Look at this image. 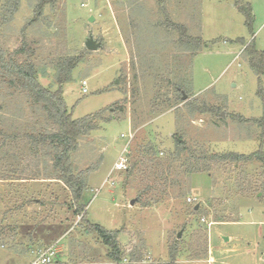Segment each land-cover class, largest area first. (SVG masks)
<instances>
[{"label": "rangeland", "instance_id": "374dc122", "mask_svg": "<svg viewBox=\"0 0 264 264\" xmlns=\"http://www.w3.org/2000/svg\"><path fill=\"white\" fill-rule=\"evenodd\" d=\"M8 1H0V130L20 139L0 137V178L58 177L50 148L34 140L56 125L6 63L33 65L44 88L62 92L73 119L100 111L115 119L80 138L71 160L87 176L88 222L120 233L125 263L170 264L176 247L175 264H264V164L214 163L211 174L194 175L181 166L191 151L250 155L262 142L264 150L255 122L264 115L260 81L245 56L251 43L264 51V0H243L256 11V33L236 0H140L141 9L129 0H21L9 19ZM90 36L99 50L86 49ZM75 57L82 61L61 84L62 66ZM131 131V172L103 186ZM57 181L52 200L45 188L0 193V264H30L55 243L59 264H113Z\"/></svg>", "mask_w": 264, "mask_h": 264}, {"label": "trees", "instance_id": "16d2710c", "mask_svg": "<svg viewBox=\"0 0 264 264\" xmlns=\"http://www.w3.org/2000/svg\"><path fill=\"white\" fill-rule=\"evenodd\" d=\"M1 1V0H0ZM131 7L137 6L138 9H141L142 6L139 5L140 0H132L130 1ZM10 9H8V14L6 18H12L18 11L21 0H9ZM237 6L240 11L245 15L246 24L250 28H253L254 16L252 13V8L248 3H245L243 0H236ZM47 1H43L39 6V9L42 8ZM129 4V3H128ZM7 8V6H6ZM176 29L182 32L183 41L186 43H192L193 39L186 34V29L181 26H176ZM196 43L200 44L203 41L201 39L195 38ZM23 50H18L14 54H21ZM2 54L0 52V61L2 59ZM245 56L248 59V63L259 77L260 81V89L259 95L263 98L264 101V88L262 85L261 77L264 75V51H258L254 44L251 43L245 49ZM82 61V57H75L72 59H68L66 63L62 67L61 84L69 81V74L74 70L78 64ZM6 65L10 68V70H14V75L17 76L19 82L22 83V89L24 92L28 93L33 102L36 105H42L44 110H46L48 116L54 121L56 125V129L54 132L49 135L44 136L40 140H36L33 136H28L34 139L37 143V148L39 146L49 147L51 152L48 153L52 156V162L58 173V177L55 179L61 181L69 190L72 191L74 201L76 204V214L77 216H81L82 220L88 226V230H95L100 238L103 240L104 245L109 248V257L113 261V264H132L124 262V256L122 248L119 244L120 233L118 231H108L104 227L98 225H92L88 222L87 217L85 215V206L83 203V198L85 196L87 187V176L86 173L81 172L76 174L73 171V164L71 160V154L77 149L78 140L84 136H87L93 131L101 128V124H105L107 122L115 120L114 117L107 118L105 116V111H100L95 114L86 116L81 119H73L72 115L68 112V107L65 101L62 98V92L53 93L49 89L44 88L37 79V71L33 65H29L28 69H24L20 65H16L13 62L6 63ZM10 72L9 70H7ZM179 90V89H178ZM258 123L261 128L264 130V115L261 119L255 121ZM0 137L4 138L5 144L11 139H20L19 135H15L12 133H7L6 131L0 130ZM264 140V133H263ZM177 147H183L185 149L186 143L182 139L177 140ZM188 150H182L185 152ZM143 152H147V149H143ZM190 156L187 160L181 165L185 168V174L194 175L197 173L211 174L214 169V163L216 164H224V165H240L242 163H251V162H261L264 164V150H263V142L261 147L256 152L245 155L236 152H229L223 154H215L210 155L209 153H197L190 152ZM182 153L178 152L176 154L175 162L181 163ZM131 172V169L128 173ZM25 174H29L26 173ZM200 208H193V212L197 213ZM171 263L175 264L177 258V248L174 247L171 251Z\"/></svg>", "mask_w": 264, "mask_h": 264}, {"label": "built area", "instance_id": "2783aa9c", "mask_svg": "<svg viewBox=\"0 0 264 264\" xmlns=\"http://www.w3.org/2000/svg\"><path fill=\"white\" fill-rule=\"evenodd\" d=\"M83 94L88 93L87 82H83ZM137 131H131L129 134H122L121 138L126 140L119 157L115 161L113 167L109 171L106 180L103 183V186L110 185L113 188L117 185V181L120 176L126 175L131 169V154H132V145L136 139ZM104 187H101V189ZM189 203L195 202V199L191 197L188 198ZM55 244H52L45 248H40L36 252V258L30 264H58L60 249Z\"/></svg>", "mask_w": 264, "mask_h": 264}, {"label": "crops", "instance_id": "0c3cea01", "mask_svg": "<svg viewBox=\"0 0 264 264\" xmlns=\"http://www.w3.org/2000/svg\"><path fill=\"white\" fill-rule=\"evenodd\" d=\"M258 5H260V3ZM261 7H263V5H261ZM259 10L262 11L261 9H259ZM255 13H256V11H255ZM255 13H254V9H253L254 20L256 21L257 16H255L256 15ZM254 28H255V25H254ZM253 31L255 32L254 29H253ZM255 33H253V34L256 35ZM15 170L16 169L14 168L13 174H15ZM54 184H55V179L53 177H49V176L32 177V176H29V174L20 175L19 177H16V178L4 176V177L0 178V193L2 191L3 192H8L9 190L14 191L15 188H17V187H24V188H26L25 189L26 194H29V195L34 194L36 196L37 195L36 193L39 189L41 190V189L45 188L46 196L49 194L50 195L49 199L52 200L53 198L51 196L52 193H51L50 188L54 187ZM56 184L60 187L65 186L61 181H57ZM46 198H48V197H46ZM45 201H46L45 206L47 207L48 206V204H47L48 200L45 199ZM58 264H59V262H58Z\"/></svg>", "mask_w": 264, "mask_h": 264}, {"label": "water", "instance_id": "95a60500", "mask_svg": "<svg viewBox=\"0 0 264 264\" xmlns=\"http://www.w3.org/2000/svg\"><path fill=\"white\" fill-rule=\"evenodd\" d=\"M100 48H101V45L94 40L93 36H90L86 42V49L89 51H97ZM184 99H186V96H184ZM198 208L199 207H197L196 209ZM179 237H181V235H179Z\"/></svg>", "mask_w": 264, "mask_h": 264}]
</instances>
